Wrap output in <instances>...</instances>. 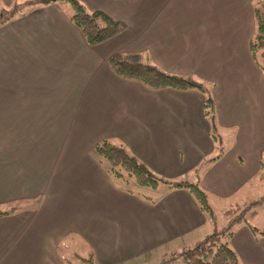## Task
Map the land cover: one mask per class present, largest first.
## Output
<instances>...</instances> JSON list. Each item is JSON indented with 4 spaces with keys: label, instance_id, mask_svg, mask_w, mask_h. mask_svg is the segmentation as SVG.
Here are the masks:
<instances>
[{
    "label": "crops",
    "instance_id": "obj_1",
    "mask_svg": "<svg viewBox=\"0 0 264 264\" xmlns=\"http://www.w3.org/2000/svg\"><path fill=\"white\" fill-rule=\"evenodd\" d=\"M32 1L0 0L13 6L8 17L0 11V210L18 204L0 217V264H64L78 242L96 264H118L179 252L211 231L185 188L161 182L141 194L110 177L93 152L101 140L170 182L198 183L214 211L250 200V183L264 180V75L249 50L255 0H79L127 23L94 46L66 2ZM115 52L144 53L206 84L220 144L199 90L119 77L107 64ZM263 209L230 238L241 264H264Z\"/></svg>",
    "mask_w": 264,
    "mask_h": 264
},
{
    "label": "trees",
    "instance_id": "obj_2",
    "mask_svg": "<svg viewBox=\"0 0 264 264\" xmlns=\"http://www.w3.org/2000/svg\"><path fill=\"white\" fill-rule=\"evenodd\" d=\"M49 1L66 2L70 7L69 19L80 31L84 42L89 46L100 44L113 36L123 32L127 23L115 18L103 10H88L79 0H34L30 4L37 5ZM254 31L249 43L250 55L255 64L264 71V0H255L253 3ZM109 69L117 76L133 79L142 85L159 90L173 88L176 90L197 89L203 94V114L211 124L212 137L216 138L215 105L210 88L189 76L167 72L141 52H115L107 59ZM93 152L100 162L105 164L106 173L122 181L126 187L129 179L144 187L155 188L158 183H168L172 188H185L193 196L200 210L210 219L211 231L195 240L192 245L184 247L180 252H172L169 258H179L181 264H241L236 253L230 245V238L236 228L248 220L258 208L264 206V195L245 202H237L224 208L222 215L226 222L218 228L217 214L208 200L207 192L196 182L176 181L170 182L153 173L144 163L139 161L123 145L110 140L98 141ZM262 169L264 168L263 163ZM263 171L261 178H263ZM126 190L130 191L128 188ZM145 198L151 200L150 197ZM17 207L0 210V217L10 215ZM253 232L261 234L255 227ZM178 255V256H177ZM88 264H95L91 255L81 257ZM165 259V260H166Z\"/></svg>",
    "mask_w": 264,
    "mask_h": 264
},
{
    "label": "rangeland",
    "instance_id": "obj_3",
    "mask_svg": "<svg viewBox=\"0 0 264 264\" xmlns=\"http://www.w3.org/2000/svg\"><path fill=\"white\" fill-rule=\"evenodd\" d=\"M17 6H18V8H21L22 6H24V4L20 5V3H19ZM0 8H2L0 11L2 13H4V16L8 17L11 14V12H12L13 6H11V5L4 6L3 5ZM14 8H15V5H14ZM261 72L264 75V71L261 70ZM215 135L217 136L216 137L217 138L216 145L218 146L220 144V138L221 137L219 136L218 133L215 134ZM221 140L224 141L225 139L224 140L221 139ZM262 159H263L262 162H263V165H264V157H262ZM263 172H264V168H263ZM249 186L250 187L252 186V192L251 193L253 195L250 198V200L258 198L261 195H264V180L252 181ZM128 187L131 188L133 192L141 193V194L142 193H146V191H148V189H149L147 187H143V186L138 185L134 181L133 178L130 179V184H129ZM147 193H150V190ZM14 205L17 206L18 204H14ZM14 205H12V206H14ZM8 209L9 208H7L6 210H8ZM215 212H216V214L218 216L217 217V226H218V228H220V227H222L225 224L226 220H225V218L222 215V212L220 210L216 209ZM263 216L264 215H262V217ZM249 221H250L251 224H255L257 222V218H256V220L253 219V218H250ZM255 225H257V224H255ZM67 249H68L69 252L65 253L64 264H88L87 262H85V260H83L81 258V257L87 258L90 255V248L87 245H84V244L80 245L79 242H78V245H73L72 244L70 246H67ZM159 251L160 250H154V251H151V252L147 253L146 255H143V256H140V257L130 258V259L122 261V262H120L118 264H181V260L179 258L166 259V258H169V256L172 254L171 252L166 251V249H163L161 252H159ZM180 253L181 252L179 251V254Z\"/></svg>",
    "mask_w": 264,
    "mask_h": 264
}]
</instances>
